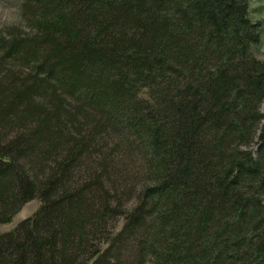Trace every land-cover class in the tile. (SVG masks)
Masks as SVG:
<instances>
[{
    "label": "trees",
    "instance_id": "obj_1",
    "mask_svg": "<svg viewBox=\"0 0 264 264\" xmlns=\"http://www.w3.org/2000/svg\"><path fill=\"white\" fill-rule=\"evenodd\" d=\"M18 1L0 27V224L40 204L0 232V264H264L249 0Z\"/></svg>",
    "mask_w": 264,
    "mask_h": 264
},
{
    "label": "rangeland",
    "instance_id": "obj_2",
    "mask_svg": "<svg viewBox=\"0 0 264 264\" xmlns=\"http://www.w3.org/2000/svg\"><path fill=\"white\" fill-rule=\"evenodd\" d=\"M249 6H250L252 19L261 22L262 34H261V42L257 47L258 49L257 55L262 57L264 56V0H249ZM21 21L22 20L20 17L19 1L0 0V27L12 25V24L15 25L20 24ZM260 110L264 112V100L261 103ZM125 151L123 150V153L126 155ZM123 162H125V160ZM127 178L131 179V177H127ZM39 204L40 202L38 199H32L24 203L20 211L17 214H15V216L12 218L10 222L0 224V232H7L9 230H12L20 221L31 216L37 210Z\"/></svg>",
    "mask_w": 264,
    "mask_h": 264
}]
</instances>
